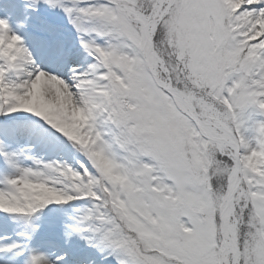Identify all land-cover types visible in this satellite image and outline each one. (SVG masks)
<instances>
[{
  "label": "snow or ice",
  "instance_id": "6c2138e0",
  "mask_svg": "<svg viewBox=\"0 0 264 264\" xmlns=\"http://www.w3.org/2000/svg\"><path fill=\"white\" fill-rule=\"evenodd\" d=\"M0 264H264V0H0Z\"/></svg>",
  "mask_w": 264,
  "mask_h": 264
}]
</instances>
